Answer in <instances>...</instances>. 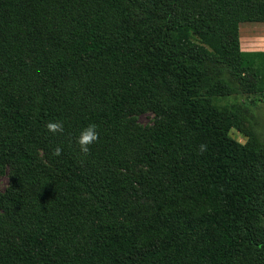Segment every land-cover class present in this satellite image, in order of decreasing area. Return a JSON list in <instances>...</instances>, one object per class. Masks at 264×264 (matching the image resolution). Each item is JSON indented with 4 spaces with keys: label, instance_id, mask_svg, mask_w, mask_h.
Returning <instances> with one entry per match:
<instances>
[{
    "label": "trees",
    "instance_id": "obj_1",
    "mask_svg": "<svg viewBox=\"0 0 264 264\" xmlns=\"http://www.w3.org/2000/svg\"><path fill=\"white\" fill-rule=\"evenodd\" d=\"M201 5L175 30L260 96L245 75L257 63L264 85V52L240 49L238 24L264 23V0ZM127 19L118 0H0V175L12 167L0 264H264V142L237 143L228 113L197 99L196 48L164 42L167 23L152 65L136 68ZM162 70L177 95L160 92ZM232 91L216 80L205 92ZM128 110L154 127L135 132ZM57 120L63 133L48 132ZM92 123L85 155L76 141Z\"/></svg>",
    "mask_w": 264,
    "mask_h": 264
},
{
    "label": "rangeland",
    "instance_id": "obj_2",
    "mask_svg": "<svg viewBox=\"0 0 264 264\" xmlns=\"http://www.w3.org/2000/svg\"><path fill=\"white\" fill-rule=\"evenodd\" d=\"M128 10V30L123 38L129 48L135 49L132 57L138 61L136 68L151 66L148 51L158 44L162 37L164 24L167 23L168 31L165 30V40L170 46H179L181 52L188 53V44H192L196 50L194 66L199 72L197 77V99L208 101L210 107H216L226 111L229 117L228 136L241 145L258 146L264 142V93L249 95L241 92L235 85L236 75L213 63L210 49L199 51L201 43L187 35L175 30L176 26L184 25L197 14L202 5L201 0H118ZM175 1V2H174ZM173 3V11L166 18L170 4ZM239 47L242 51L264 52V23L242 22L238 24ZM193 55V54H192ZM257 63L254 64L253 72L245 75V81L264 87L257 78ZM216 80L223 81L234 88V92L227 95L207 97L206 87ZM157 85L162 94L177 95L175 77L162 70L156 78ZM123 119H128L129 126L135 131H149L155 123L156 117L149 111L132 113L129 110L124 113ZM40 160L43 157L38 155ZM190 155H187L186 159ZM184 155L178 156V161ZM12 172L11 166H6L4 173L0 175V198H4L9 188V177ZM0 211V215H1ZM260 233L264 235V221L258 223ZM261 258L259 253L256 256Z\"/></svg>",
    "mask_w": 264,
    "mask_h": 264
},
{
    "label": "clouds",
    "instance_id": "obj_3",
    "mask_svg": "<svg viewBox=\"0 0 264 264\" xmlns=\"http://www.w3.org/2000/svg\"><path fill=\"white\" fill-rule=\"evenodd\" d=\"M46 130L50 133H63L64 127L63 123L59 120L48 122L46 124ZM99 133L97 131V125L94 123L89 124L86 128L82 129L76 143L79 146V150L81 153L87 155L89 153V145L98 142ZM206 150V145L200 146V151L203 152ZM62 153V149L58 146L54 151L53 155L59 156Z\"/></svg>",
    "mask_w": 264,
    "mask_h": 264
}]
</instances>
